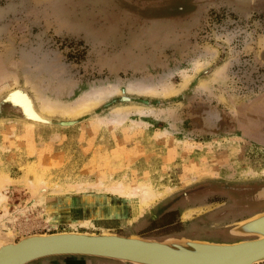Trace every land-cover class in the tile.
Instances as JSON below:
<instances>
[{
    "label": "rangeland",
    "instance_id": "374dc122",
    "mask_svg": "<svg viewBox=\"0 0 264 264\" xmlns=\"http://www.w3.org/2000/svg\"><path fill=\"white\" fill-rule=\"evenodd\" d=\"M0 30V57L13 54L4 67L21 74L25 65L44 66L48 88H63L61 97L98 83L120 87L78 118L44 120L12 103L13 85L1 92L0 176L10 179L6 205L17 217L14 229H2L9 242L62 231L203 235L209 224L239 217L216 218L229 206L227 186L264 182V0H0ZM225 61L227 83L200 87ZM184 73L192 75L187 86ZM163 78L176 93L127 91L130 82ZM119 182L151 183L162 198L143 213L137 200L110 189ZM195 201L200 209L184 218ZM88 220L94 228L79 225ZM66 256L74 264H133L49 257Z\"/></svg>",
    "mask_w": 264,
    "mask_h": 264
},
{
    "label": "water",
    "instance_id": "95a60500",
    "mask_svg": "<svg viewBox=\"0 0 264 264\" xmlns=\"http://www.w3.org/2000/svg\"><path fill=\"white\" fill-rule=\"evenodd\" d=\"M231 233L253 238L213 242L187 237L158 240L108 231L34 233L17 240L12 236L10 243L1 246L0 264H26L56 255L97 256L133 264H256L264 261V212L237 222Z\"/></svg>",
    "mask_w": 264,
    "mask_h": 264
},
{
    "label": "bare ground",
    "instance_id": "6f19581e",
    "mask_svg": "<svg viewBox=\"0 0 264 264\" xmlns=\"http://www.w3.org/2000/svg\"><path fill=\"white\" fill-rule=\"evenodd\" d=\"M216 55H217L216 49L212 48L211 59L213 58L215 59ZM12 58H13L12 50L6 53L4 59L0 57V94L4 89H7L13 85L14 86L12 87L13 89L9 90L8 97L10 96V98H12L11 99L12 103L15 106H17L25 114V116L32 119L44 120L54 115H58L59 117L61 116L65 118H74L90 112L95 107L99 106L102 102H104V100H106L107 98L111 97L112 95L120 91L118 82L101 83V84L98 83L83 88L80 91V93L75 96L61 97V94L63 93L64 90L63 88L59 86H54L52 90L51 88H48L49 85L51 84V80H49L48 78L50 76V73L48 72L49 70L47 71L44 66H40V67L37 66L34 69H32L25 65V67H23L21 70V74H19L16 68L8 70L4 67L5 62H9L11 64L13 63ZM209 62L210 61H208V63ZM228 65L229 62L217 65L213 69L209 78L202 80L201 83H199L200 87H202L205 90H209L214 88L213 87L214 85L212 86V83L215 82L227 83L229 77ZM183 76H184L185 85L187 86L192 79V75L188 73H184ZM20 77H22L23 79V86H24L23 88L19 86ZM45 81L50 83H46ZM199 84L197 85V87L199 86ZM26 87H28L29 90H27ZM175 89H176L175 84L172 81H169V78H163L162 80L158 79L156 81H146V82L145 80L142 81L137 80L130 82L127 85L128 92L137 95L141 94L146 96L159 95L165 97L176 93ZM29 91L32 92V95L30 94ZM130 107L131 106L117 108L115 109L114 113L130 111ZM136 110L143 111L144 109L137 107ZM9 182L10 179L7 176H4L3 174L2 176H0V208L3 210L2 215L0 214V247L10 243L8 238L2 236V229L8 228L9 227L8 224L12 225V227H9L11 228V230L14 229L13 226L15 224V221H17L16 215L9 212L6 205L7 196L4 193V191L5 188H7ZM98 186L104 187V183L102 181L98 182ZM110 189L112 191H116L124 195H127L131 199L137 200L139 203L140 211L143 213L145 212L144 210L147 209V207L150 206L151 208L152 204L154 203L156 204L158 199L162 195L160 191L157 192L153 187V185H151V183L148 182L147 183L144 182L140 185L137 184L136 186H132V185L128 186V184L126 185V183L124 182H119L116 185L112 186ZM42 201L43 200L41 199L39 200V205H41L44 208V202ZM199 209H200L199 207L198 208L193 206L188 207L187 210L183 211V217L190 218L193 215V213L198 211ZM19 213H25V210L23 209L22 211H19ZM79 225L80 226L82 225L83 227L94 228V222L91 220L84 221ZM9 235L12 236L11 233H9ZM41 236H45V234H42Z\"/></svg>",
    "mask_w": 264,
    "mask_h": 264
},
{
    "label": "flooded vegetation",
    "instance_id": "af4514ba",
    "mask_svg": "<svg viewBox=\"0 0 264 264\" xmlns=\"http://www.w3.org/2000/svg\"><path fill=\"white\" fill-rule=\"evenodd\" d=\"M259 191H263L264 193V182H251L243 185L227 186L224 189L225 195L227 197L226 199H228L227 200L228 203L226 202L225 206H227V204H229V206L223 209L222 211L216 213L215 214L216 218L221 221V219H223L224 217L227 216L226 219H228L230 218L228 217V215H233V214L234 215L238 214L239 217H237L233 221L226 222L224 224H219L217 226H214L213 224H209L212 228L206 229V231H208L212 235H218V234L224 235V233L230 235L229 230L231 229V227L234 226L237 221L246 217V214L255 212V209L258 208L264 210V197L260 198L258 196ZM208 192H210V190L193 193L192 195L194 197L193 200L195 199V197L199 195H205V193ZM190 200L192 199H189V201ZM197 202L198 201H195L194 204ZM194 231L195 229L193 230V233L190 235L197 236L198 238H204V237H199L200 236L199 233L195 234Z\"/></svg>",
    "mask_w": 264,
    "mask_h": 264
},
{
    "label": "crops",
    "instance_id": "0c3cea01",
    "mask_svg": "<svg viewBox=\"0 0 264 264\" xmlns=\"http://www.w3.org/2000/svg\"><path fill=\"white\" fill-rule=\"evenodd\" d=\"M258 196L260 198L264 197L263 191H259L258 192ZM192 206H196V205L194 204ZM172 210L173 209H169L168 212H172ZM258 210H260V211H258ZM260 212H264V210H261L260 208L255 209V212H251V213L246 214V217L242 218L241 220H244L246 218H249V217H251V216H253V215L257 214V213H260ZM181 217H182V214H181ZM183 220L184 219H179V221H183ZM241 220H239V221H241ZM239 221H237V222H239ZM195 222H194V224H195ZM227 222H229V221H227ZM233 227L234 226H232L231 229ZM231 229L229 230L230 235H227L225 233H224V235H222V234L212 235L211 233H209L208 231L205 230L206 232L204 231L203 232L204 234L203 235L200 234V236H199V237H204V238H198L197 236H193V235H190V234H187V233L185 235H179V234L176 235V234H174L171 237H187V238H190V239L207 240V241H213V242H236V241H240V240H244V239H251V238H253L252 236L244 237V236L234 235L233 233H231ZM132 234H134V233H132ZM224 236H225V238H224ZM221 238H223V239H221ZM158 240H162V239L158 238ZM46 258H48V259H41V258H39L41 261H35V260H33V262H36V263H29V262L28 263L29 264H74V262H75L74 259H72V257H69V256L68 257L67 256L66 257H59V258L58 257H49L48 256ZM36 260H38V259H36ZM28 263H26V264H28Z\"/></svg>",
    "mask_w": 264,
    "mask_h": 264
}]
</instances>
